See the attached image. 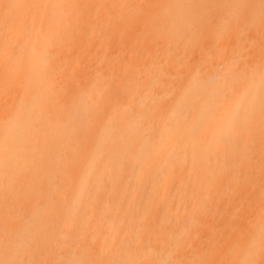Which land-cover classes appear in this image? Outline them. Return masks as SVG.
I'll use <instances>...</instances> for the list:
<instances>
[{"label":"bare ground","instance_id":"1","mask_svg":"<svg viewBox=\"0 0 264 264\" xmlns=\"http://www.w3.org/2000/svg\"><path fill=\"white\" fill-rule=\"evenodd\" d=\"M0 264H264V0H0Z\"/></svg>","mask_w":264,"mask_h":264}]
</instances>
